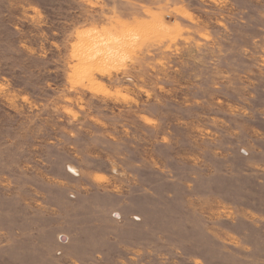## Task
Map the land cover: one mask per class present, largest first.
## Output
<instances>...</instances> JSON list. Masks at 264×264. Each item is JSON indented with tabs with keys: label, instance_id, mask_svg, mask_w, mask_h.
<instances>
[{
	"label": "rangeland",
	"instance_id": "obj_1",
	"mask_svg": "<svg viewBox=\"0 0 264 264\" xmlns=\"http://www.w3.org/2000/svg\"><path fill=\"white\" fill-rule=\"evenodd\" d=\"M0 264H264V0H0Z\"/></svg>",
	"mask_w": 264,
	"mask_h": 264
}]
</instances>
